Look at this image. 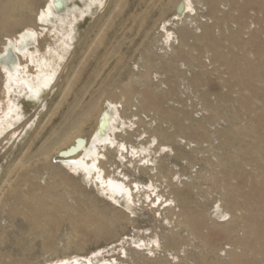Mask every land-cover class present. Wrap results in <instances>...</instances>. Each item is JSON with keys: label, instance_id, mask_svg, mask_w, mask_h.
I'll return each mask as SVG.
<instances>
[{"label": "rangeland", "instance_id": "374dc122", "mask_svg": "<svg viewBox=\"0 0 264 264\" xmlns=\"http://www.w3.org/2000/svg\"><path fill=\"white\" fill-rule=\"evenodd\" d=\"M96 1L86 11L71 0L64 29L38 22L46 0L32 2L27 51L55 70L37 99L24 88L3 95L0 70V105L14 101L21 113L0 135V193L9 181L33 203L32 232L22 203L0 204V264H264V0ZM95 63L99 76L75 96ZM93 96L98 112L110 101L118 113L96 165L129 197L74 173L57 153L74 133L90 144L93 121L54 136L74 121L68 108L79 113ZM54 201L61 223L51 232L37 208ZM78 212L103 217L102 230L71 229L63 216Z\"/></svg>", "mask_w": 264, "mask_h": 264}, {"label": "bare ground", "instance_id": "6f19581e", "mask_svg": "<svg viewBox=\"0 0 264 264\" xmlns=\"http://www.w3.org/2000/svg\"><path fill=\"white\" fill-rule=\"evenodd\" d=\"M33 1L34 0H0V39H1L0 41H2L3 38H5V40L2 41L3 43L0 42V43L3 44V47L1 46L2 49H0V56L3 53H5V51L7 49H10L11 53H13L12 54L13 56L12 55H7V54L3 55V60L0 62V68H1L0 70H2V69L4 70L5 77H4L3 80L6 81V85H4L5 87L3 89V91H4L3 95L7 96V95H9L10 91H15V90H19V91L21 90V92H22V90L24 88V90L27 91V92L25 91L27 93V97H29L32 100H35V99H37L39 97V94L43 90V88H46V86H49L48 84H50V82L53 79L52 72L55 71V70L51 71V70L48 69V65L49 64H48V62H46L47 61L46 58H43V59L39 60L38 58L32 56V52H31L32 49H29L30 52L27 51L28 50L27 46H28V44L30 43V40L33 37V32L34 33L36 32L35 30L32 31V32L27 30L30 27V25H33V26L36 25V23L33 24V22H32V5H33L32 2ZM70 1L71 0H46L45 5L43 7H41V11H40V13L38 15V22L40 21V23H43V24L46 25V23H49L48 21L50 19H53V20L55 19L53 21L55 23L53 24V22H52L53 27L55 29L56 28L64 29V27L70 26L71 23L68 22V20H69L68 13H70V12L74 13V10H75L73 7H68V3ZM84 1L85 2L83 4L84 5L83 7L86 9V11H88L90 9V7H93L94 4H98V1H96V0H84ZM153 1H155V0H153ZM116 2H118V1H116ZM149 3H152V2H149ZM185 5L186 4H183V11L186 10ZM159 7H160V5H159ZM61 8H64L63 12L58 13V11ZM142 9H143V7H142ZM159 10H160V8H159ZM140 11H142V10H139V12ZM161 11L162 10H160L159 12H161ZM136 17H138V16L136 15ZM56 19H58V20H56ZM132 21H134V20H132ZM139 21H140V19L138 20V22ZM37 24L40 25L39 23H37ZM19 26H22L23 27L22 29H26V30L22 31V29H21V31H22V32L20 31L21 33L18 31V33L13 35L12 34L13 30L16 27L19 28ZM33 29H35V28H33ZM16 30H17V28H16ZM90 32H91V30H90ZM142 32H144V31H142ZM62 34H63V32H61V35ZM142 35H144V34H142ZM62 38H61V36L58 37L59 40H61ZM55 39H56V37H55ZM133 40H136V39H133ZM25 53H26V57L25 58L23 57V58L25 59V62L27 64V66H25V65L21 66V64L19 62V59H18V57H19L18 55L19 54L20 55H24ZM24 59H22V60H24ZM30 63L32 65L34 64V66L36 65L37 68H38V71L36 73L34 72L35 73L34 75L32 74L31 71H29L30 67L28 66V64H30ZM92 68H94V69H92V72H90L88 74V76L86 75V77L84 78L86 80V81L84 80L85 81V85H83V86L79 85L78 86V89H77V91L75 93L76 94L75 96L79 95V93L83 89L87 90L89 88V86L91 85V83H93L96 80V77L99 76V74H98V63ZM79 75H80V73H79ZM71 80H69V81H71ZM97 80H98V78H97ZM74 83H73V85H74ZM99 83L100 84H99L98 93L99 92L102 93L103 91H105L103 89L104 86H106V85L110 86V84L108 83V80H102ZM110 83H112V82H110ZM68 84H69V82L67 83V87H66L65 90L68 89ZM73 85H69V86H73ZM110 91H111V89H110ZM74 92H75V90H74ZM95 93L97 94L96 91H95ZM106 94H107V92H106ZM73 95H74V93H73ZM11 96H12V94H11ZM84 96L85 95H83V97ZM99 97H101V96H99ZM79 98L82 99V97H79ZM87 98H89V97H87ZM93 98H95V97L93 96ZM3 100H4V98H3ZM3 100L0 97V103L1 104H3ZM73 101H75V100H73ZM97 102L98 101L96 100V98L92 99L88 103L86 102L87 103V104L85 103L86 106L83 105L84 108H83V110L81 112L78 111L79 113H75L74 105H72L70 108H68V115H66L67 114L66 113L65 117L66 116L67 117L72 116V117H74L72 119L74 121H72L70 119L72 122H70L69 124L67 122L64 123L63 124L64 127L62 126V128H60L59 131L55 132V136L53 135L55 140H57L59 142L63 141L66 137L70 136V132L69 133L66 132L70 126L72 127V125H76V124L77 125L78 124L82 125V123L93 121V123L95 122V126H94L93 131H92L93 132V134H92L93 137L91 139L90 144L88 145V140L85 139L82 135H80L79 133H74L72 135V137L70 136L71 141L69 143L67 141H65V143H67L66 147L59 149L57 151V153L65 151L69 147L74 146L75 143H76V140H79V141L82 140L84 143H81V144L79 143L78 144V146H79L78 149L74 153H72L71 155H68V156H60L59 155L61 157L60 161L64 165L68 166L74 173L81 171L84 174L85 177L89 178V176H91V177H94V179L99 180L100 181V185H101V183H103L105 185V189L110 194H112V195L113 194H118V195L124 194L125 196H128L129 194L126 191L127 188H126V190H124L122 188L123 183H120V184H122V185H120L119 183L114 181V179H108L107 181H102V180L105 179L104 177H103L104 179H102V175L101 174L103 173V171H101L99 169L100 168L99 165H96V163L98 161L99 152H100V151H98L99 145H101V144L105 145L106 143H109L110 145L112 144L111 141H110V137H109V135L111 134L110 132L113 131L112 130V126H111L113 124L112 117H114L116 114H118L117 113V107L115 106V104H113L110 101L108 102V105H107L106 109H102V110L99 109L100 111L98 112V107L99 106L97 105ZM69 104H70V102H69ZM18 109H19V107L16 105V103L14 101H11V100L10 101L7 100V103H6L5 107L0 105V114H1V117H0V135L5 130H7V128L12 126L14 120H18L20 118L21 113L18 112ZM96 114H97V117H96ZM73 131L74 130H72V132ZM82 132H83V130H82ZM13 133H14V131H13ZM108 133H110V134H108ZM64 136H65V138H63ZM40 150H42V149H40ZM42 151L44 153L46 152L44 150H42ZM5 188L0 193V195H2V196H0V204L3 202V199H5V197H7L8 199H10L12 197L14 199L15 203L16 202L17 203L18 202L22 203L30 211V215L29 216L24 215L23 219H24V221H25V223H26V225L28 227V230L32 232V205H33L32 197L31 198L30 197L24 198L20 194L14 193V190H12V183H10L9 181H6V187ZM9 206H10V204H9ZM61 206H62V204H59L58 202L54 201V202H52L50 208L42 207L40 205L37 208V209L44 208L43 212L40 211V213H43V214L46 213V216H45L46 217V219H45L46 226L51 232H53L54 230H57V228L60 226L61 220L58 218V212L62 208ZM11 209H12L13 212L17 211L16 209H14V204L11 205ZM34 211H36V209ZM17 213H18V211H17ZM35 214H37V213H35ZM221 214H222V212H221ZM63 218H65L68 221V223L70 224L69 227L71 229H75V231L76 230L77 231L80 230V231L86 232L90 236H94V235L96 236V234L100 230H102V227H103L102 223H104L103 217H99V219H94V217L91 214L83 215V214H81L79 212L77 213L76 217H71L69 215H66V216H63ZM77 221H79V222H77ZM97 223H99V224L97 225ZM82 238H84V237H82ZM42 244L44 246L50 245V243H47L46 240L43 241ZM30 247H32V241L30 243ZM86 263H88V262L86 261ZM58 264H64V263L62 262V263H58ZM74 264H80V263L75 261Z\"/></svg>", "mask_w": 264, "mask_h": 264}, {"label": "water", "instance_id": "95a60500", "mask_svg": "<svg viewBox=\"0 0 264 264\" xmlns=\"http://www.w3.org/2000/svg\"><path fill=\"white\" fill-rule=\"evenodd\" d=\"M182 11H183V3H179V5L177 6V8H176V13L178 14V15H181L182 14ZM12 55L13 53H11V50L10 49H7L6 51H5V53H3L1 56H0V62L3 60V55ZM13 56V55H12ZM81 144V143H84L82 140L81 141H79V140H76V143H75V145L74 146H71V147H69L67 150H65V151H62V152H60L59 153V155L60 156H68V155H71L72 153H74L77 149H78V144Z\"/></svg>", "mask_w": 264, "mask_h": 264}]
</instances>
